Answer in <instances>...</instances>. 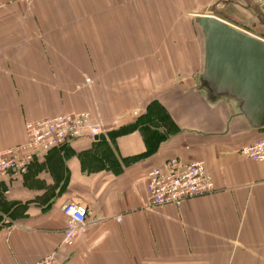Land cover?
Wrapping results in <instances>:
<instances>
[{
  "label": "crops",
  "instance_id": "obj_1",
  "mask_svg": "<svg viewBox=\"0 0 264 264\" xmlns=\"http://www.w3.org/2000/svg\"><path fill=\"white\" fill-rule=\"evenodd\" d=\"M199 15L264 38V0H0V150L62 113L102 129L0 179V264H264V162L240 153L264 129L195 105ZM170 158L203 161L216 191L151 206L147 173ZM68 202L89 213L67 246Z\"/></svg>",
  "mask_w": 264,
  "mask_h": 264
},
{
  "label": "built area",
  "instance_id": "obj_2",
  "mask_svg": "<svg viewBox=\"0 0 264 264\" xmlns=\"http://www.w3.org/2000/svg\"><path fill=\"white\" fill-rule=\"evenodd\" d=\"M22 1L27 4L32 2ZM85 131L93 141H97L102 135L101 127L92 122L91 114L87 111L62 113L27 122V141L0 150V179L10 172L25 173L29 164L41 152L62 146ZM240 153L249 159L264 162V137L243 146ZM147 189L151 206H181L188 199L213 194L216 186L203 161L187 164L178 158H170L162 167L148 171ZM63 212L68 216L63 244L68 246L85 230L89 210L82 203L68 202L64 205ZM35 264H58L56 252Z\"/></svg>",
  "mask_w": 264,
  "mask_h": 264
},
{
  "label": "water",
  "instance_id": "obj_3",
  "mask_svg": "<svg viewBox=\"0 0 264 264\" xmlns=\"http://www.w3.org/2000/svg\"><path fill=\"white\" fill-rule=\"evenodd\" d=\"M195 23L203 47L195 105L212 117L223 102L231 104L247 130L264 129V38L214 15Z\"/></svg>",
  "mask_w": 264,
  "mask_h": 264
},
{
  "label": "rangeland",
  "instance_id": "obj_4",
  "mask_svg": "<svg viewBox=\"0 0 264 264\" xmlns=\"http://www.w3.org/2000/svg\"><path fill=\"white\" fill-rule=\"evenodd\" d=\"M199 28V27H198Z\"/></svg>",
  "mask_w": 264,
  "mask_h": 264
}]
</instances>
